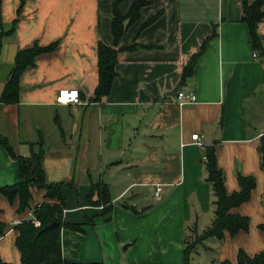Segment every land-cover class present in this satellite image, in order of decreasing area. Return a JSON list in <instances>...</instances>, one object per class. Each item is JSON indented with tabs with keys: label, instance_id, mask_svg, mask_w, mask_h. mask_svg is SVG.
<instances>
[{
	"label": "crops",
	"instance_id": "0c3cea01",
	"mask_svg": "<svg viewBox=\"0 0 264 264\" xmlns=\"http://www.w3.org/2000/svg\"><path fill=\"white\" fill-rule=\"evenodd\" d=\"M113 2L24 0L19 11V0L0 5V96L18 51L56 44L22 73L19 102L0 103V136L17 156L28 157L40 147L45 182L62 184L63 222L79 227H62L63 259L235 264L239 251L249 257L264 252L259 228L264 170L258 153L264 138V58L251 48L240 0H151L115 47L138 48L118 52L109 94L96 102L97 46L113 47ZM132 2L121 0L119 12L125 15ZM257 30L264 42V19ZM203 43L192 76L181 84L184 67ZM62 89L77 90L80 104H57ZM178 93H193L195 102L181 104ZM194 134L204 146H214L228 193L239 190L238 175L254 177L256 186L249 200L232 210L248 217V230L205 240L185 263V237L207 229L214 217ZM18 181V163L0 145V188ZM95 182L108 188L112 209L106 216L102 206L88 202ZM44 194L31 188L22 213L16 212L17 201L0 196V222L9 227L0 238L2 262L21 264L13 227L30 219Z\"/></svg>",
	"mask_w": 264,
	"mask_h": 264
},
{
	"label": "trees",
	"instance_id": "16d2710c",
	"mask_svg": "<svg viewBox=\"0 0 264 264\" xmlns=\"http://www.w3.org/2000/svg\"><path fill=\"white\" fill-rule=\"evenodd\" d=\"M19 2L20 5L17 11L22 8L24 0H19ZM120 2L121 0H114L112 5L111 35L113 37V47H108L100 42L97 46L98 84L94 91V100L96 102L109 94L115 77V66L117 64L118 52L132 51L138 48V46L131 45L126 48L115 49L124 36L127 27L140 18V10L148 6L151 0H133L129 11L125 15H122L118 10ZM263 3L264 0H254L251 3L249 0H240V20L247 26L251 48L262 58H264V44L257 28L259 23L264 19V12L262 9ZM155 18L156 17L149 20L143 25V27L151 23ZM215 35L216 32L214 31L210 38ZM2 36L3 33L0 32V51L2 48ZM55 47L56 44H51L43 48L34 46L29 49L20 50L16 53L13 66L0 96V103L4 105H12L19 102L20 77L22 73L26 68L33 66L36 56L51 52ZM203 50L204 43L199 51L190 57L187 65L182 71L180 77L181 84H184L186 79L192 76L195 64ZM0 145L8 152L12 159L17 161L19 170V181L12 186L0 188V196L5 197L10 203L17 201L16 212L22 213L29 207V203L32 199L31 188L44 190L45 193V201L33 210V216L40 222V227L35 228L30 221L26 220L21 221L13 227L17 232L15 247L19 252L21 264H102L72 263L63 259L60 241L61 229L63 227L76 230L79 229V227L77 225H69L63 222L62 215L65 203L61 194L62 184H47L45 182L44 173L41 168V158L44 153L41 148L39 147V151L37 152L32 151L28 157H21L15 155L7 140L1 136ZM258 153L260 167L264 170V138L259 142ZM203 156L205 158L203 160V165L206 174V181L212 190L214 217L211 225L201 233H194L191 241H189L188 236L185 237V263L189 262L191 255L197 252L198 246L205 240L211 238L221 240L225 234L233 237L239 232H246L249 228L248 217L238 215L232 210L249 200L251 192L256 186L255 178L252 176L238 175L237 182L239 190L228 193L224 185L223 172L217 165L214 146H205ZM88 202L92 206H102L104 216H106L112 209L108 188L101 182L91 184ZM54 220L58 221V226L56 228L39 234V231L42 228L48 226ZM8 228L9 227L6 224L0 222V238L5 235ZM259 228L264 230V224L259 226ZM0 264L7 263L0 260ZM222 264L231 263L225 262ZM235 264H264V252L249 257L243 251H239L237 254V262Z\"/></svg>",
	"mask_w": 264,
	"mask_h": 264
},
{
	"label": "built area",
	"instance_id": "2783aa9c",
	"mask_svg": "<svg viewBox=\"0 0 264 264\" xmlns=\"http://www.w3.org/2000/svg\"><path fill=\"white\" fill-rule=\"evenodd\" d=\"M253 57H255V54H253ZM178 101L181 102V104H193L195 102V97L193 93H178L177 94ZM56 103L57 104H63V105H79L80 104V97L77 90L74 89H62L58 92L56 97ZM191 140L194 142L195 145H197L202 151L204 150V144L202 142V136L198 134H194L191 136ZM204 156L202 155V160H204ZM162 192V187L160 185L156 186L154 196L155 198H159ZM30 219L27 221H30L35 228L40 227V222L35 219L33 214H30Z\"/></svg>",
	"mask_w": 264,
	"mask_h": 264
},
{
	"label": "water",
	"instance_id": "95a60500",
	"mask_svg": "<svg viewBox=\"0 0 264 264\" xmlns=\"http://www.w3.org/2000/svg\"><path fill=\"white\" fill-rule=\"evenodd\" d=\"M57 226H58V221L57 220H54L51 224H49L48 226L42 228L39 231V234L40 233H43V232H46V231H51L52 229L56 228Z\"/></svg>",
	"mask_w": 264,
	"mask_h": 264
},
{
	"label": "rangeland",
	"instance_id": "374dc122",
	"mask_svg": "<svg viewBox=\"0 0 264 264\" xmlns=\"http://www.w3.org/2000/svg\"><path fill=\"white\" fill-rule=\"evenodd\" d=\"M263 44H264V42H263ZM193 236H194V233L192 234H190L188 237H189V241H191V239L193 238ZM199 247V246H198Z\"/></svg>",
	"mask_w": 264,
	"mask_h": 264
}]
</instances>
